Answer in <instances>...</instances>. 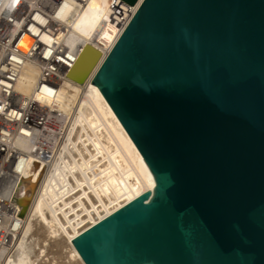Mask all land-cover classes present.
Returning a JSON list of instances; mask_svg holds the SVG:
<instances>
[{
	"label": "water",
	"instance_id": "water-1",
	"mask_svg": "<svg viewBox=\"0 0 264 264\" xmlns=\"http://www.w3.org/2000/svg\"><path fill=\"white\" fill-rule=\"evenodd\" d=\"M93 82L156 186L72 240L86 264H264V0H143Z\"/></svg>",
	"mask_w": 264,
	"mask_h": 264
},
{
	"label": "bare ground",
	"instance_id": "bare-ground-1",
	"mask_svg": "<svg viewBox=\"0 0 264 264\" xmlns=\"http://www.w3.org/2000/svg\"><path fill=\"white\" fill-rule=\"evenodd\" d=\"M114 2L120 6L113 8L112 0H90L71 21L70 44L95 46L93 37L98 30L99 38L110 42L111 50L123 32L122 20L131 16L130 4ZM142 2L131 5L132 12ZM108 14L115 17L106 23ZM21 44L25 49L29 40L25 38ZM101 50L104 53L86 81L67 76L54 96L39 95L46 103L55 102L67 117L73 112L75 118L70 120L72 127L64 142L50 148L49 164L31 156L21 170L20 181L34 188L22 215L24 225L15 253L3 264H59L62 258L68 264H86L72 240L156 186L154 174L93 82L107 54L103 47ZM40 72L34 62L25 66L17 89L26 98L33 96ZM19 145L24 150L34 146L21 141ZM14 185V180H9L4 191L8 193Z\"/></svg>",
	"mask_w": 264,
	"mask_h": 264
},
{
	"label": "built area",
	"instance_id": "built-area-1",
	"mask_svg": "<svg viewBox=\"0 0 264 264\" xmlns=\"http://www.w3.org/2000/svg\"><path fill=\"white\" fill-rule=\"evenodd\" d=\"M89 1L0 0V264L13 257L24 225L15 199L21 170L31 156L49 164L50 148L67 137L69 117L55 102L46 103L39 95L54 96L84 50L86 45L82 42L70 44L71 21ZM117 6L120 5L112 0V7ZM128 13L131 16L121 22L124 29L136 13L131 5ZM114 17L108 14L104 22ZM25 38L29 44L24 49L21 42ZM93 39L97 45H91L101 54L103 47L106 58L111 51L110 42L101 41L98 30ZM31 62L38 64L41 72L33 96L26 98L17 86L25 66ZM20 141L34 146L24 150ZM11 178L15 185L7 193L4 185Z\"/></svg>",
	"mask_w": 264,
	"mask_h": 264
},
{
	"label": "rangeland",
	"instance_id": "rangeland-1",
	"mask_svg": "<svg viewBox=\"0 0 264 264\" xmlns=\"http://www.w3.org/2000/svg\"><path fill=\"white\" fill-rule=\"evenodd\" d=\"M68 117H69V120L67 121V124H66V126H68L67 131H69V129L71 130V127H72V126H70V125L72 124V121H74V118H75L74 115H73V112H72L71 114H69ZM70 120H72L71 123H70ZM68 124H69V125H68ZM67 136H68V134H67ZM62 260H63V261H62ZM62 260H61V259L59 260V264H63V263H64V264H68L67 261H64L63 258H62ZM57 264H58V263H57Z\"/></svg>",
	"mask_w": 264,
	"mask_h": 264
}]
</instances>
